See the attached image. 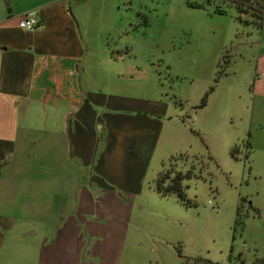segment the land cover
I'll list each match as a JSON object with an SVG mask.
<instances>
[{"label":"crops","instance_id":"crops-1","mask_svg":"<svg viewBox=\"0 0 264 264\" xmlns=\"http://www.w3.org/2000/svg\"><path fill=\"white\" fill-rule=\"evenodd\" d=\"M72 2L6 0L0 10V264L18 254L22 264H119L169 121L167 105L123 93L134 69L126 77L122 54L91 44V8ZM249 3L239 13L245 39L231 37L221 57L226 69L251 65L250 94L262 106L264 0ZM31 12L40 28L26 32L18 21ZM33 168L53 170L29 177ZM21 172L17 198L10 189Z\"/></svg>","mask_w":264,"mask_h":264},{"label":"rangeland","instance_id":"rangeland-1","mask_svg":"<svg viewBox=\"0 0 264 264\" xmlns=\"http://www.w3.org/2000/svg\"><path fill=\"white\" fill-rule=\"evenodd\" d=\"M72 1L91 8V44L122 54L126 77L134 69L123 93L168 106L119 264H264V104L251 97V65L226 69L221 57L231 37L245 39L234 0ZM210 87L207 106L195 109ZM179 174H189L182 201L158 192V180L165 191ZM15 178L7 187L19 198L22 172Z\"/></svg>","mask_w":264,"mask_h":264},{"label":"trees","instance_id":"trees-1","mask_svg":"<svg viewBox=\"0 0 264 264\" xmlns=\"http://www.w3.org/2000/svg\"><path fill=\"white\" fill-rule=\"evenodd\" d=\"M234 3H235V5H237L238 13H245V14H247V12L245 11L246 9L242 11L241 7H242V8H243V7H248L247 10L252 9V7H251L250 5L247 6L248 3H249V0H235ZM243 9H244V8H243ZM239 20L241 21V18H239ZM221 72H222V69L218 70V75H219ZM212 91H213V88L210 87L209 90H208V91L204 94V96L201 98L200 104H199L197 107H195V109H202V108H204V107L206 106L208 95H209ZM232 152H234V151H232ZM188 176H189V174H184V175L179 174L178 177H177L176 179H174L172 188L167 189V190H165V191L162 190V187H161V185H160L161 183H160V181L158 180V183H157V190H158V192L161 193L162 195H166V194H169V193H171V192L177 193L179 199L182 201V197H183V195H182V193H181V189H180V188H181V183H180V182L182 181V179L187 178Z\"/></svg>","mask_w":264,"mask_h":264},{"label":"built area","instance_id":"built-area-1","mask_svg":"<svg viewBox=\"0 0 264 264\" xmlns=\"http://www.w3.org/2000/svg\"><path fill=\"white\" fill-rule=\"evenodd\" d=\"M235 1V0H234ZM251 6L254 8V6L251 3H248L247 6ZM18 27L26 32L34 31L38 28H40V23L38 19L35 17L34 13H25L21 15L19 21H18Z\"/></svg>","mask_w":264,"mask_h":264}]
</instances>
